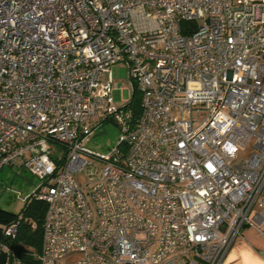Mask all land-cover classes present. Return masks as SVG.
<instances>
[{"label": "built area", "instance_id": "built-area-1", "mask_svg": "<svg viewBox=\"0 0 264 264\" xmlns=\"http://www.w3.org/2000/svg\"><path fill=\"white\" fill-rule=\"evenodd\" d=\"M119 62L136 117L132 94L113 102ZM111 118L98 154L86 144ZM5 165L41 181L30 264H222L243 227L264 236V0H0Z\"/></svg>", "mask_w": 264, "mask_h": 264}, {"label": "rangeland", "instance_id": "rangeland-1", "mask_svg": "<svg viewBox=\"0 0 264 264\" xmlns=\"http://www.w3.org/2000/svg\"><path fill=\"white\" fill-rule=\"evenodd\" d=\"M110 69L113 80L117 82L119 86L125 85L127 87L122 92L120 89H115L112 93L114 104L119 106L121 105V96L128 97L131 95L134 86L132 80L128 76L125 63L119 62L113 64ZM104 77L105 73L103 74V78ZM119 135V126L116 125L115 121L108 120L102 122L94 129L93 135L86 146L98 154H106L108 149L117 143ZM86 158L89 161H93V163L97 162L96 159L92 160L91 157L86 156ZM75 177L80 183H84L88 179L84 171L77 173ZM40 185L41 181L24 167L16 165L3 166L0 170V214H5L10 216V218L15 217L21 212L28 198ZM11 222L13 221H7L0 218V235L2 230H4ZM76 257V255H73V259H76Z\"/></svg>", "mask_w": 264, "mask_h": 264}, {"label": "trees", "instance_id": "trees-1", "mask_svg": "<svg viewBox=\"0 0 264 264\" xmlns=\"http://www.w3.org/2000/svg\"><path fill=\"white\" fill-rule=\"evenodd\" d=\"M136 117L140 112V94L134 86L130 102L126 105ZM118 122L114 119H108ZM106 120V121H108ZM46 204L43 200L32 195L28 198L25 206L19 214L10 218L5 214H0V218L7 221H19L18 231L14 238L8 239L1 232L0 240L8 243L14 252L26 263H34L41 250L42 223L45 215Z\"/></svg>", "mask_w": 264, "mask_h": 264}, {"label": "crops", "instance_id": "crops-1", "mask_svg": "<svg viewBox=\"0 0 264 264\" xmlns=\"http://www.w3.org/2000/svg\"><path fill=\"white\" fill-rule=\"evenodd\" d=\"M76 259L70 255L58 264H76ZM222 264H264V236L251 227H243L231 243Z\"/></svg>", "mask_w": 264, "mask_h": 264}, {"label": "water", "instance_id": "water-1", "mask_svg": "<svg viewBox=\"0 0 264 264\" xmlns=\"http://www.w3.org/2000/svg\"><path fill=\"white\" fill-rule=\"evenodd\" d=\"M6 262V253L4 251H0V264H5Z\"/></svg>", "mask_w": 264, "mask_h": 264}]
</instances>
